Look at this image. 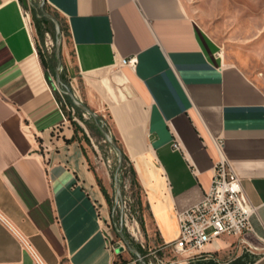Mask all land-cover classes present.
<instances>
[{"label": "crops", "instance_id": "crops-1", "mask_svg": "<svg viewBox=\"0 0 264 264\" xmlns=\"http://www.w3.org/2000/svg\"><path fill=\"white\" fill-rule=\"evenodd\" d=\"M45 2L68 28L74 96L107 117L136 174L156 250L172 253L161 249L177 214L224 159L256 209L253 233L176 264H264V91L221 59L184 0ZM45 76L18 0H0V264H116L108 203Z\"/></svg>", "mask_w": 264, "mask_h": 264}, {"label": "rangeland", "instance_id": "rangeland-1", "mask_svg": "<svg viewBox=\"0 0 264 264\" xmlns=\"http://www.w3.org/2000/svg\"><path fill=\"white\" fill-rule=\"evenodd\" d=\"M41 3L42 0H27L28 7L22 8V11L35 46L44 54L45 62L50 63V66L55 70L57 64L55 56L53 58L55 39L49 33L53 28L42 25L41 28L45 33L43 40H40L31 18V8H37ZM184 4L188 14L200 29L210 37L214 49L221 59L227 64H234L239 67L248 78L264 91V0H184ZM49 14L56 13L50 9ZM61 41H64L69 47L65 35L61 34ZM61 61L62 69H64L62 54ZM44 71L51 85L57 90L62 108L79 124L89 140V144L84 141H81L80 144L90 169L108 197L107 207L111 212V217L107 220L104 230L110 245L115 248V254H120L123 251L121 259H118L116 264H135L136 261V257L126 249L117 235V231L120 230L121 212L123 213L121 231L131 248L137 251L138 247L141 249L142 253L139 251L138 253L143 257L146 264H155L156 259H162V264H176V257L180 253L162 254L156 252L151 254L156 250L157 244L147 238L146 228H142L138 223L140 218L143 220V217H146V211L142 200L139 208L136 205L137 193L130 183L129 164L125 162L124 167L119 169L117 177L120 182L122 203L116 202L114 182L117 170L116 152L105 141L90 116L82 113L83 120L78 119V114L66 105L62 98L63 93L57 89L52 71L50 69ZM63 71V74H66L65 70ZM65 76L63 78L67 80ZM97 115L99 116V114ZM101 117L104 126H107L110 136L114 139L107 124V117ZM78 137L80 138V135ZM120 247L123 248L122 251L119 249Z\"/></svg>", "mask_w": 264, "mask_h": 264}, {"label": "built area", "instance_id": "built-area-1", "mask_svg": "<svg viewBox=\"0 0 264 264\" xmlns=\"http://www.w3.org/2000/svg\"><path fill=\"white\" fill-rule=\"evenodd\" d=\"M133 61L131 59L127 63L131 64ZM174 147L178 148L177 145ZM255 210L240 179L228 163L220 159L203 200L177 214L178 236L174 241L164 244L161 250H169L175 254L198 252L220 237L251 234L253 229L250 219ZM156 252L160 251L155 250L151 254ZM156 260L155 264L163 263L162 259ZM37 263L41 264L39 261Z\"/></svg>", "mask_w": 264, "mask_h": 264}, {"label": "trees", "instance_id": "trees-1", "mask_svg": "<svg viewBox=\"0 0 264 264\" xmlns=\"http://www.w3.org/2000/svg\"><path fill=\"white\" fill-rule=\"evenodd\" d=\"M18 2H19L20 6H21L23 9L28 7V6H27V0H18ZM42 3H43V8H44V10H45L46 12L49 13V12H50V8H49L48 5L46 4L45 0H42ZM52 15H53V17L58 21V24H59V27H60V33H61L62 35H65L66 37H68V36H69V32H68V28H67L66 24H65V23L59 18V16H58L57 14H52ZM31 18H32V20H33L34 27H35V30H36L37 35L39 36L40 40H43L45 31H43V29L41 28V26H42V25H43V26H46V27L52 26V28H53L52 23H51L49 20L43 18V17L41 16L40 12H36L35 7H32V8H31ZM49 33H50V35H51V36L53 37V39H54V28H53V30L49 31ZM36 51H37V54H38V57H39V60H40V63H41V65H42L43 69H44V70H48V69H50V71H52L53 76H54V70H53V68L50 66V63H48V62L46 63V62H45L44 54H42L41 50H40L39 48H37V47H36ZM53 58H54V55H53ZM63 70H64V69H62L61 74H60V80H61L62 84H63L64 86H66V87L71 91V88H70L69 85H68V84H69V83H68V80H65V79L63 78V76H64V74H63L64 71H63ZM45 77H46V76H45ZM46 81H47V83H48V85H49V87H50V89H51V91H52V93H53V96H54L56 102H57L58 105L60 106V109H61V111H62L64 117L66 118L67 121H69L70 125L72 126V129H73V132H74V136H73V139H72V140H76V139H78V142H79V143H81V141H84L86 144H89V140H88L87 136L85 135V132L83 131V129L79 126L78 123H76V122L73 120V118H72L70 115L66 114V112H65L64 109L62 108V106H61V101H60L59 95H58V93H57V90L51 85V83H50V81L48 80L47 77H46ZM63 89H64L63 87H60V90H63ZM62 98L64 99L66 105H67L68 107H70L71 109H73V110L78 114V115H77V116H78V119H79L80 121H82V120H83V118H82V112L79 111L77 108H75V107L72 105L70 99H69L66 95L63 94V95H62ZM99 118H100L101 121H103V119H102L101 116H99ZM104 128H105L106 131H108L107 126H104ZM79 135H80V138L78 137ZM114 141H115V143L117 144L116 140H114ZM117 145H118V144H117ZM118 147H119V146H118ZM119 149H120L121 152H122V163H121V168H123V167H124V163L126 162V163L129 164V161H128L127 157L125 156V154L123 153L122 149H121L120 147H119ZM82 150H83V148H82ZM83 152H84V150H83ZM128 173H129V176H130V183H131L132 187L136 190V193H137L136 205H137L138 208H139V207L141 206L140 186H139V184H138V182H137L136 174H135V172H134V170H133V168H132V166H131L130 164H129V171H128ZM96 180H97V183H98V185H99V187H100V190H101L102 194L104 195V198H105L106 202L108 203V197H107V195H106L104 189L101 187L100 182L98 181V179H96ZM138 223H139V225H140L142 228L144 227L143 220H142L141 218L139 219ZM138 251H139L140 253H142V252H141V249H140L139 247H138ZM136 263L139 264L137 261H136Z\"/></svg>", "mask_w": 264, "mask_h": 264}, {"label": "water", "instance_id": "water-1", "mask_svg": "<svg viewBox=\"0 0 264 264\" xmlns=\"http://www.w3.org/2000/svg\"><path fill=\"white\" fill-rule=\"evenodd\" d=\"M35 10H36V12H40V14L43 18L49 20L52 23L53 28H54V39H55L54 56H55L56 63H57L56 68L54 70V76H55V83H56L57 89H60V87H63L64 89L61 90V92L70 99L72 105L75 108H77L79 111H81L83 114H86L92 118V120L97 125V127H98L101 135L105 139V141L109 144V146L117 154V170H116V175L114 177L115 199H116V202L120 201L122 203V198H121V194H120V182H119L118 177H117L119 169L121 167V163H122V152L118 148V146L116 145L114 139L110 136L109 132L105 130L104 123H103V121L100 120L99 116L96 113H94L92 110H90L80 100H78L74 96L73 92L70 91L66 86H64L62 84V82L60 80V72H61V68H62V65H61V63H62V61H61V44H62V41H61V33H60V27H59L58 21L51 14L44 11L43 3H41L39 5V7L35 8ZM122 226H123V213L121 212V214H120V230L117 231V235L122 240L126 249L128 251H130L136 257V261L139 264H146L143 257L138 253V251L134 248H131L130 244L128 243L124 234L121 231ZM119 249L121 251L123 250L122 247H120Z\"/></svg>", "mask_w": 264, "mask_h": 264}]
</instances>
